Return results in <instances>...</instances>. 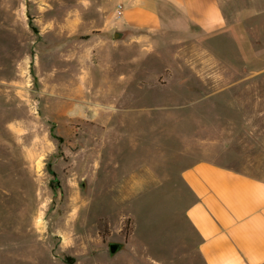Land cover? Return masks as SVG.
Returning a JSON list of instances; mask_svg holds the SVG:
<instances>
[{"label":"rangeland","instance_id":"rangeland-1","mask_svg":"<svg viewBox=\"0 0 264 264\" xmlns=\"http://www.w3.org/2000/svg\"><path fill=\"white\" fill-rule=\"evenodd\" d=\"M262 1L115 39L119 0H0V264H203L181 171L264 179Z\"/></svg>","mask_w":264,"mask_h":264},{"label":"crops","instance_id":"crops-1","mask_svg":"<svg viewBox=\"0 0 264 264\" xmlns=\"http://www.w3.org/2000/svg\"><path fill=\"white\" fill-rule=\"evenodd\" d=\"M119 1L125 4L117 22L120 31L157 30L163 23V2L202 30L225 24L221 0ZM112 21L103 19L100 26ZM181 179L192 197L184 224L195 234L203 264H264V179L210 160L185 167Z\"/></svg>","mask_w":264,"mask_h":264},{"label":"water","instance_id":"water-1","mask_svg":"<svg viewBox=\"0 0 264 264\" xmlns=\"http://www.w3.org/2000/svg\"><path fill=\"white\" fill-rule=\"evenodd\" d=\"M126 35L125 31L116 30L114 32L115 39H122ZM121 248V244L118 242H112L109 245L110 253L115 254Z\"/></svg>","mask_w":264,"mask_h":264},{"label":"built area","instance_id":"built-area-1","mask_svg":"<svg viewBox=\"0 0 264 264\" xmlns=\"http://www.w3.org/2000/svg\"><path fill=\"white\" fill-rule=\"evenodd\" d=\"M123 5L122 4H118L117 5V12H116V15L118 18H120L122 16V13H123Z\"/></svg>","mask_w":264,"mask_h":264}]
</instances>
